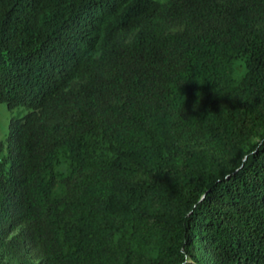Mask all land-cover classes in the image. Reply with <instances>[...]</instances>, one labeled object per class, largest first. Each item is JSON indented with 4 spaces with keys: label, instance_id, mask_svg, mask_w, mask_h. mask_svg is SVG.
<instances>
[{
    "label": "trees",
    "instance_id": "16d2710c",
    "mask_svg": "<svg viewBox=\"0 0 264 264\" xmlns=\"http://www.w3.org/2000/svg\"><path fill=\"white\" fill-rule=\"evenodd\" d=\"M0 102V264H264V0H0Z\"/></svg>",
    "mask_w": 264,
    "mask_h": 264
},
{
    "label": "rangeland",
    "instance_id": "374dc122",
    "mask_svg": "<svg viewBox=\"0 0 264 264\" xmlns=\"http://www.w3.org/2000/svg\"><path fill=\"white\" fill-rule=\"evenodd\" d=\"M27 110L23 107L10 109L6 103L0 102V124H1V131L0 137L6 140L9 132V125L13 116L17 114H24Z\"/></svg>",
    "mask_w": 264,
    "mask_h": 264
},
{
    "label": "clouds",
    "instance_id": "9594fccd",
    "mask_svg": "<svg viewBox=\"0 0 264 264\" xmlns=\"http://www.w3.org/2000/svg\"><path fill=\"white\" fill-rule=\"evenodd\" d=\"M252 139H255L257 143H264V142L260 141L259 138H257V137H253Z\"/></svg>",
    "mask_w": 264,
    "mask_h": 264
}]
</instances>
